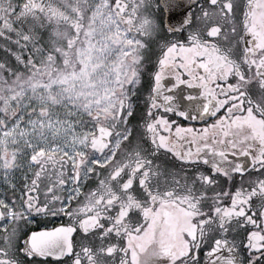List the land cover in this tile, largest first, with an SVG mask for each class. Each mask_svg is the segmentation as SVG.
Listing matches in <instances>:
<instances>
[{
	"label": "snow or ice",
	"instance_id": "snow-or-ice-1",
	"mask_svg": "<svg viewBox=\"0 0 264 264\" xmlns=\"http://www.w3.org/2000/svg\"><path fill=\"white\" fill-rule=\"evenodd\" d=\"M0 49V264H264V0H0Z\"/></svg>",
	"mask_w": 264,
	"mask_h": 264
},
{
	"label": "flooded vegetation",
	"instance_id": "flooded-vegetation-1",
	"mask_svg": "<svg viewBox=\"0 0 264 264\" xmlns=\"http://www.w3.org/2000/svg\"><path fill=\"white\" fill-rule=\"evenodd\" d=\"M193 11H195V9H193ZM164 17H165V13L163 14ZM154 51V49H153ZM154 58V56H153ZM145 88L141 89V93L142 94H139L137 95L136 97H134V100L136 101V107H137V111L136 113L130 118V120L137 124V126H139V121H138V117L140 115V112L143 110V101H144V96L146 95V87H147V73H145ZM210 122V121H209ZM252 175L253 176H256L257 175V172H252ZM4 185L0 184V195H4V192H3V189H4ZM66 220V217H63L62 215L61 216H57V217H52L50 219H47L45 220L44 218L42 217H36V224L33 225V230H35L37 227H52V226H55L56 224H59V223H63L65 222Z\"/></svg>",
	"mask_w": 264,
	"mask_h": 264
},
{
	"label": "water",
	"instance_id": "water-1",
	"mask_svg": "<svg viewBox=\"0 0 264 264\" xmlns=\"http://www.w3.org/2000/svg\"><path fill=\"white\" fill-rule=\"evenodd\" d=\"M185 4L189 2V0H184ZM166 20H170L172 23H175L180 18V10H174V13H165Z\"/></svg>",
	"mask_w": 264,
	"mask_h": 264
},
{
	"label": "rangeland",
	"instance_id": "rangeland-1",
	"mask_svg": "<svg viewBox=\"0 0 264 264\" xmlns=\"http://www.w3.org/2000/svg\"><path fill=\"white\" fill-rule=\"evenodd\" d=\"M150 48L154 49V45H150ZM3 55H4L3 50L0 49V56H3Z\"/></svg>",
	"mask_w": 264,
	"mask_h": 264
}]
</instances>
